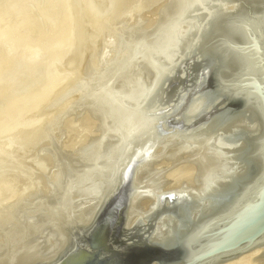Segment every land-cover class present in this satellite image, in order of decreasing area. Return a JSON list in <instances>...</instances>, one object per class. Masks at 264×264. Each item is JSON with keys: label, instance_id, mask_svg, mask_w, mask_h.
Returning a JSON list of instances; mask_svg holds the SVG:
<instances>
[{"label": "water", "instance_id": "water-1", "mask_svg": "<svg viewBox=\"0 0 264 264\" xmlns=\"http://www.w3.org/2000/svg\"><path fill=\"white\" fill-rule=\"evenodd\" d=\"M148 57L149 90L112 91L130 130L90 171V221L69 206L64 245L29 264H60L79 238L90 251L64 264H217L264 247V0H184ZM114 238L133 255H99Z\"/></svg>", "mask_w": 264, "mask_h": 264}, {"label": "rangeland", "instance_id": "rangeland-1", "mask_svg": "<svg viewBox=\"0 0 264 264\" xmlns=\"http://www.w3.org/2000/svg\"><path fill=\"white\" fill-rule=\"evenodd\" d=\"M91 1H93V4ZM178 1L180 0H0V142L6 141L7 131L10 133L13 127V129H15L18 125L16 123L25 124L21 126L18 125L20 129H23L20 131L17 129L18 131L16 130L15 132L16 135L22 132L16 137L20 143L17 142V145H13V147L6 150V152H0L1 247L5 244L2 241L3 237L1 232L5 230L8 224L16 225L23 215L38 213L45 216L44 222H42L44 227L35 235H38L37 240L40 239L41 244L43 243L46 244L44 246H48L46 242L48 239L47 237L50 238L48 235L53 234V226L50 225L51 216L49 213L51 210H49L50 205L47 200L48 193H43L32 186V189H30L28 185H31L29 184L32 180L31 177H34L37 173L42 174L41 176L45 178L42 177L43 180L50 185L48 188L50 187L60 192L61 187L69 180V176L72 177L81 169L88 167L85 162H88L89 165V162L94 163L97 160L100 163V161L103 160L106 153L109 152L110 146H114L115 144L107 132L101 134L102 138L100 137L101 143L99 144L101 145H98L99 149H95L98 147L96 144L93 146L94 148L84 144V140L89 136V132L86 133L84 132L85 130L87 131L90 128L89 130L91 132L99 129V127L102 129L108 124L107 120V122L101 120L103 111L97 109L94 102L90 103L92 99L88 97L91 96L89 94H92V92L89 93V91L92 90V85H95L94 87L97 89V87H99L98 83L101 84L104 79L101 76L107 71L109 74V70L111 72L114 66L123 67L122 70L117 72L118 77L121 75L120 72H123L126 68L127 70H131L135 78L141 76L140 79H142L143 82L150 81L151 72L148 67H145V69L148 68V70H145L144 73V65L139 63V61L141 63L142 61L138 59L139 57H135V55L138 54L135 48H138L140 45L138 43L142 42V40H140V37L143 36L142 33L145 34L143 37L154 35V26H157L155 28H159V26L165 22L167 14L168 16L170 15L169 18L172 17L171 15L175 13L174 8L179 3ZM164 8L165 10L168 9L167 11L169 12L173 10V12L170 14L167 12L166 14ZM161 9L164 10V14ZM160 11H162L161 14ZM163 17L165 18L162 19ZM138 23L141 26H139ZM145 23L147 24L145 25ZM142 24H144V26ZM142 26L143 28H146V26L148 28L143 29L141 28ZM139 27L142 31L137 29ZM132 29L139 30L138 32L136 30L137 33H135V37L132 35L134 37L133 39H137H135V42L132 41L133 39L129 40L130 37H128L131 35L129 33ZM124 31L126 33L129 32L127 33L129 34L127 37ZM134 32L135 31H132V34H134ZM12 33L14 35H12ZM15 33H17L18 36H16ZM107 35H109L110 39L114 37V39L112 38L113 42L111 39L109 43L106 44L108 41ZM122 35L124 40L122 39L123 37H121ZM15 38L18 39L16 40ZM122 41L126 42L123 43ZM115 42L117 47L120 46V48L118 47L120 51L114 45ZM109 44L111 47H107ZM132 45H134L133 49L131 48ZM104 47L105 49L107 47V49L111 50L106 49L107 52L104 50ZM112 48L119 52V54L114 50L112 51ZM127 48H130L129 51H131V56ZM121 50L123 52L126 50L125 52H128L129 55L126 53L127 57L124 56L125 54H122L123 52ZM132 50H134V55ZM105 51L107 54H105ZM116 56L121 57L119 59V64H125L124 66H119ZM124 57L126 61H128L126 58L129 57V61L126 62ZM32 58L34 59L33 61ZM110 58H112L113 61H111ZM114 58L115 61L117 60L116 63H114L115 65L111 64V62H114ZM122 59L124 63L122 61L120 62ZM136 60L139 64L132 63L136 62ZM87 62H90V64ZM109 62L111 65H109ZM101 64L104 65L101 66ZM129 64L130 67L132 66L131 68H129ZM137 64L138 67L141 65L139 68H142L143 73L137 66H133ZM142 64L145 63L143 62ZM109 66L113 67L110 68ZM100 69L102 72L105 71L103 74L101 73V76L100 73H98ZM95 76H97V78ZM88 85L89 87L86 88ZM47 88L48 91L46 92ZM87 92L88 97L86 95ZM37 97H40V99H37ZM87 118L90 121H88ZM86 120L89 122L88 124L84 122ZM90 122L93 124L90 125ZM101 123L103 126H101ZM13 124H16V126ZM82 124H85L84 126L86 127L89 125V128L85 129L86 127H83ZM11 125L13 127H11ZM81 127L84 128V130L81 131ZM91 127H93V129ZM106 137L109 140H106ZM101 139H103V141ZM104 140L106 143H104ZM71 142L76 147L73 146ZM107 142L110 146L107 145ZM62 143L63 147L61 145ZM102 144L105 150L102 148ZM58 146L61 147L58 149ZM64 150H67V152ZM95 150H97L96 153ZM57 151L60 153L58 154ZM61 151H63V153ZM99 151L100 154L102 153L101 158ZM8 152L12 155H8ZM78 153H81V156ZM92 153L95 154V156L97 155L94 161L92 160L94 159ZM61 154L63 156H61ZM64 154H66V156H64ZM76 154L80 157L78 155L75 156ZM87 155L90 159L85 157ZM56 156H60L61 158ZM67 156H69L70 159H67ZM56 163L58 164L56 165ZM73 164H78L79 168ZM80 165H83V167ZM64 179H66V181H64ZM30 199L32 200L28 201ZM34 201L35 203H33ZM45 221L48 222L45 224ZM47 227L48 229L46 230H49L51 233L47 234V231L44 232ZM44 237L47 239L45 240ZM10 241L12 242L11 244L17 242H19L17 244H20V242H22L14 241L13 243L12 239ZM1 247L0 253L5 250L6 245H4L3 248Z\"/></svg>", "mask_w": 264, "mask_h": 264}, {"label": "bare ground", "instance_id": "bare-ground-1", "mask_svg": "<svg viewBox=\"0 0 264 264\" xmlns=\"http://www.w3.org/2000/svg\"><path fill=\"white\" fill-rule=\"evenodd\" d=\"M84 1V0H83ZM88 1H90V0H88ZM92 2V4H93V1H91ZM179 3L175 6V8H174V10H175V13H173L171 16V18H173V17H175V16H177L178 14H179V12L181 11V9H182V7H183V5H184V0H180V1H178ZM89 3V2H88ZM89 6V5H88ZM91 6V5H90ZM166 6H167V4H166ZM166 8H168V7H166ZM162 11H163V14H164V10H165V8H164V10L163 9H161ZM168 9H166L165 11V13L167 14V12H169V11H167ZM162 11H160V14H161V12ZM173 12V10L171 11V12H169V14L170 13H172ZM166 16V15H165ZM156 17V16H155ZM167 17L169 18L170 17V15L168 16V14H167ZM166 17V19L168 20H166L165 19V22L164 23H162L160 26H159V28H155V27H157V26H154V35H150V37H143L145 34L144 33H142L143 34V36L142 37H140V40H142V42L140 43H138V44H140L139 46H138V48H135V50L137 51V55H135V57H139L138 59H140L141 61H142V63L144 62L145 64H146V66H145V64H142L140 61H139V63L141 64V65H144V73H145V70L147 71L148 70V68H149V70H150V72H151V78H150V81L149 82H143V80L142 79H140V77L139 78H135V76H133V74L131 73V70H127L126 68H125V70L123 71V72H120L121 73V75L118 77L117 76V72H119L120 70H122V68L123 67H116V66H114V69H112L111 70V72H110V70H109V74H108V69L106 70L107 72L106 73H104L105 71V69L103 70L104 72H102V70H101V72H100V70H98L99 72L98 73H100V76H101V73L103 74L104 73V75L103 76H101L102 78H104L103 79V81H102V83L100 84V83H98L99 84V87H97V89L92 85V90L91 91H89V93H91L92 92V94H89V95H91V96H89L88 97V92L86 93V95H87V97L88 98H90V99H92L91 101H90V103H95L94 105H96V107H97V109H101L102 111H103V113L101 114V120H103V121H108V124H106V122H105V126H104V128H100L99 127V129H96V130H94V131H91L90 132V128H89V125H87L88 127H86V126H84L85 124H82V126L83 127H86L85 129H88L87 131L85 130L84 132H86V133H88L89 132V136H88V138L87 139H83L84 140V144L85 145H87V146H89V147H93L95 144L98 146V145H101V144H99V143H101V141H100V137H101V134L102 133H105V132H107V134H109V136H110V138L112 139V141L113 142H115V144H114V146L112 145V146H110V144L108 143V142H110V141H108L107 143V145H109L110 146V150H108L109 152L108 153H106V155L104 156V158H103V160L102 161H100V163H99V161H97L96 160V162H94V163H91V162H89L90 164L88 165V162L86 163L85 161V164H87V168H83V169H81L78 173H76L75 175H73L72 177H68V181L64 184V186H62L61 187V191L59 192V191H57V190H54L53 188H48V186H50V185H48L49 183L48 182H46V181H44L43 180V176H41L42 174H36L34 177H31V182L29 183V184H31V185H28V186H30V189H32L31 188V186L33 187V188H36L37 190H40V191H42L43 193H48V198H47V200H48V204L50 205V208H49V210H51V212L49 213L50 214V216H51V221H50V225L51 226H53L52 228H53V231H52V233L53 234H49L48 236H50V238L49 237H47V238H45V240L47 239V244H48V246L46 247V246H44V245H46V244H41V240L40 239H38L37 240V237H38V235H35L37 232H39V231H41L42 229H43V227H44V224H42V222H44L43 220H44V215H42V214H40V213H38V214H33V215H27V214H25V215H21L22 216V218H21V220H18L19 221V223L18 224H8L7 225V227L5 228V230L4 231H2L1 233H2V241H3V243H5L4 245H6V248H5V250L3 251V252H1L0 253V264H6V262L8 263V264H15V261H16V259L21 255V254H23L22 255V257L19 259V261H18V264H29L30 263V261H32V260H34V259H46V258H50V257H53L55 254H56V252L57 251H59V249L64 245V234H63V232H62V230L60 229V227L58 226V224H57V222L59 221V220H61V215L63 214V213H65L67 210H68V207L70 206L71 207V211H73V212H75L76 213V217H82V219H81V221L82 222H86V221H90V219H91V217H92V214H93V212H94V210H95V208L97 207V205H98V203H99V201H100V198H101V194L98 192V190H97V188L93 185V182L95 181V178H94V176H92V175H90V171H96V170H98V172H100L101 170H102V168H101V166H105V165H107L110 161H111V159H112V157H113V153H114V151H115V149H116V147L119 145V143H120V141H121V139L123 138V134H124V131L125 132H128L129 130H130V122H129V118H130V110L128 109V108H126V107H124V106H122L119 102H118V100H117V98L113 95V93H112V91L113 92H116V93H118V94H120V95H126V94H128V93H130V92H134V91H138V90H149V88H150V86H151V84H152V82H153V80H154V78H155V76H156V71L152 68V66H151V64H150V61H149V57H148V44H152V43H154L155 42V40H156V38L158 37V36H160L161 35V28L164 26V25H166L170 20H171V18H167ZM165 17H163L162 19H164ZM154 20H156V19H154ZM167 21V22H166ZM156 22V21H155ZM163 22V21H162ZM153 23V22H152ZM139 24V23H138ZM147 23H145V25H146ZM159 24V23H158ZM157 24V25H158ZM65 25V24H64ZM143 26H144V24H142ZM149 25V24H148ZM147 25V26H148ZM139 26H141L140 24H139ZM143 26L141 27V28H143ZM146 26V28H148ZM151 26V25H150ZM132 27H134V26H132ZM137 27V26H136ZM135 27V28H136ZM50 28V27H49ZM146 28H143V29H146ZM52 29V28H51ZM54 29H55V27H54ZM137 29H139L140 31H142L141 29H140V27L139 28H137ZM137 29H132V31H135L134 32V34H132V31H130V33L129 32H127V33H129V34H131V35H129V34H127L125 31V36L127 37V35H129L128 37H130L129 38V40L130 39H133L135 36L134 35H136L135 33H137L139 30H137ZM36 30V29H35ZM131 30V29H130ZM136 30H137V32H136ZM152 31H153V29H152ZM64 32H66V31H64ZM114 33V32H113ZM113 33H112V35H113ZM122 33V32H121ZM120 33V34H121ZM16 34V36H18L17 35V33H15ZM111 34V33H110ZM123 34V33H122ZM138 34H141V33H138ZM12 35H14L13 33H12ZM111 35V36H112ZM134 37H133V36ZM15 36V37H16ZM108 36V41L106 42V44H108L109 43V40H111L112 38L114 39V37H112L111 39L109 38V35H107ZM110 36V37H111ZM114 36H115V34H114ZM118 36H119V34H118ZM131 36H132V38H131ZM141 36V35H140ZM116 37V36H115ZM121 37H123V35L121 36ZM120 37V38H121ZM125 37V38H126ZM107 38V37H106ZM146 38V39H145ZM9 39H11V38H9ZM16 39V38H15ZM18 39V38H17ZM16 39V40H17ZM113 39L111 40L112 42H113ZM117 39V38H116ZM119 39V38H118ZM123 40H124V37L122 38ZM127 39V38H126ZM136 39V38H135ZM135 39H133L132 41H136ZM12 40V39H11ZM110 41V42H111ZM127 41H128V39H127ZM123 42V41H122ZM124 42H126V41H124ZM123 42V43H124ZM128 43V42H127ZM137 43V42H136ZM148 43V44H147ZM117 44H118V40H117ZM117 44H116V42H115V46L117 47ZM120 45H123L122 43H119ZM135 44V43H134ZM110 45V44H109ZM107 46V47H111V45L110 46ZM136 45V44H135ZM107 47H106V49H107ZM119 48H120V46H118ZM118 47H117V49H118ZM126 47H127V45H126ZM125 47V48H126ZM130 47V46H129ZM136 47H137V45H136ZM115 48V47H114ZM132 49L134 48V45H132V47H131ZM105 49V47H104V50H106ZM116 49V48H115ZM122 49V48H121ZM130 49V48H129ZM129 49L127 48V51L129 52V54H130V52L131 51H129ZM103 50V51H104ZM107 50H111V49H107ZM106 50V51H107ZM114 49L112 48V51H113ZM119 51H120V49H118ZM101 51V50H100ZM106 51H105V54H107L106 53ZM111 51V52H112ZM115 51V50H114ZM122 51V50H121ZM126 50H124V52H125ZM136 51H135V54H136ZM92 52V51H91ZM108 52V51H107ZM115 52H117V51H115ZM115 52H112V53H115ZM123 52V51H122ZM122 53V54H125L124 56H126L127 54H128V52H125V53ZM134 52V50H132V53ZM90 53V52H89ZM118 54H119V52H117ZM127 53V54H126ZM103 54V53H102ZM104 54V55H105ZM128 54V55H129ZM112 55V54H111ZM114 55V54H113ZM121 55V54H120ZM119 55V56H120ZM132 54H130V56H131ZM133 55H134V53H133ZM121 56H123V55H121ZM129 56V57H130ZM102 57H103V55H102ZM111 57H114V56H111ZM117 57V58H116ZM115 58L118 60H116L117 61V63L119 64V59L121 58V57H118V56H116ZM127 57V56H126ZM129 57L128 58H126V59H128V61H129ZM115 58H114V62L112 63L111 62V64H114V63H116V61H115ZM123 58V57H122ZM131 58V57H130ZM34 59L32 58V61H33ZM106 60V59H105ZM110 60L111 61H113V59L112 58H110ZM124 60H125V57H124ZM89 61V60H88ZM123 62V59L122 60H120V62ZM126 61V60H125ZM128 61H126V62H128ZM88 64H90V62H87ZM124 63V62H123ZM122 63V64H123ZM131 63V62H130ZM132 63H138V61L136 60V62H132ZM131 63V64H132ZM138 63V64H139ZM91 64H92V62H91ZM110 64V62H109V65H111ZM121 64V63H120ZM119 64V66H124L125 64H123V65H120ZM138 64L137 65H133L134 67L135 66H137V68H139L138 67ZM102 65H104V64H101V66ZM115 65V64H114ZM100 66V65H99ZM101 66H100V68H101ZM88 67V66H87ZM110 67V66H109ZM113 67V66H112ZM112 67H110V68H112ZM116 67V68H115ZM132 67V66H131ZM130 67V64H129V68H131ZM143 67V66H142ZM145 67H148L147 69H145ZM139 69H141L140 71H142V73H143V70H142V68H139ZM148 73V72H147ZM107 74V75H106ZM104 76H106V77H104ZM96 78H97V76H95ZM144 77V76H143ZM138 79V80H137ZM95 80V79H94ZM93 80V81H94ZM97 81H99V80H97ZM101 81V80H100ZM50 83V82H49ZM93 83V82H92ZM91 83V84H92ZM97 83V82H96ZM95 83V84H96ZM56 85H58V84H56ZM87 85V84H86ZM90 85V84H89ZM89 85L86 87V88H88L89 87ZM97 85V84H96ZM46 86V85H45ZM54 87H55V85H53ZM49 87V86H48ZM85 87H83V88H85ZM55 88H57V87H55ZM85 88V89H86ZM50 89V88H49ZM84 89V90H85ZM112 89V90H111ZM44 90V89H43ZM46 90V89H45ZM51 90V89H50ZM49 90V91H50ZM83 90V91H84ZM88 90V89H87ZM48 91V88H47V90H46V92ZM53 91H55V90H53ZM40 92H42V91H40ZM50 94V93H49ZM67 94V93H66ZM41 95V94H40ZM44 95V94H43ZM64 95V94H63ZM85 95V96H86ZM38 96V95H37ZM65 96V95H64ZM40 97H42V96H40ZM40 97H37V99H40ZM31 98V97H30ZM34 100H36V99H34ZM87 100V99H86ZM24 101V100H23ZM32 101V100H31ZM12 102V101H11ZM22 102V101H21ZM35 103H36V101H35ZM87 103V102H86ZM88 103H89V101H88ZM90 103H89V105H90ZM24 104V103H23ZM38 105V104H37ZM9 106V105H8ZM12 106H13V104H12ZM8 108V107H7ZM4 110V109H3ZM26 110V109H25ZM34 110V109H33ZM98 110V111H99ZM100 110V111H101ZM4 112V111H3ZM99 114H100V112H99ZM2 116V115H1ZM5 118V117H4ZM87 120L88 121H90L88 118H87ZM87 120L86 121H84V122H87ZM92 121V120H91ZM89 122H87L86 124H88ZM99 123V122H98ZM104 123V122H103ZM16 124H18V125H25V124H19V122L18 123H16ZM16 124H13L14 126H16ZM91 124H93L92 122H90V125ZM102 124V123H101ZM16 126V128L15 129H13L14 127L11 125V127H13L11 130H10V133L7 131V139H5L6 141H2V143H1V145H0V152H6V150H9L10 148H12L13 147V145H17L16 143L17 142H19V140L16 138L17 137V135L18 134H21L22 132H20V133H18L17 135L15 134V132H16V130L17 129H19V131L20 130H22V129H20V127L19 126ZM96 125H97V123H96ZM4 126V125H3ZM101 126H103V124L101 125ZM10 127V128H11ZM8 128V127H7ZM92 129H93V127H91ZM95 128V127H94ZM1 129V128H0ZM4 129V128H3ZM91 129V130H92ZM82 130H84V128H82L81 127V131ZM6 131V130H5ZM18 131V130H17ZM24 132V131H23ZM1 133V132H0ZM82 133V132H81ZM3 136V135H2ZM73 136V135H72ZM0 137H1V135H0ZM20 137V136H19ZM18 137V138H19ZM83 137H85V136H83ZM21 138V137H20ZM71 138V137H70ZM102 138V137H101ZM2 140H3V138H2ZM102 141H103V139H101ZM106 140H109V139H107V137H106ZM79 141H81V140H79ZM78 141V142H79ZM105 141V140H104ZM78 142H76V143H78ZM82 142V141H81ZM20 143V142H19ZM72 143V142H71ZM103 143V142H102ZM104 143H106V141L104 142ZM103 143V144H104ZM66 144H67V142H66ZM73 144V143H72ZM82 144V143H81ZM103 144H102V146H103ZM62 145V147H63V143L61 144ZM77 145V144H76ZM78 145H79V143H78ZM105 145V144H104ZM73 146H75L74 144H73ZM72 146V147H73ZM79 146H81V145H79ZM79 146H78V148H79ZM108 146V147H109ZM61 147V146H60ZM59 146H58V149L60 148ZM69 147V146H68ZM76 147V146H75ZM82 147V146H81ZM112 147V148H111ZM17 148V147H16ZM77 148V149H78ZM88 148V147H87ZM94 148V147H93ZM103 149H104V146L102 147ZM64 149V148H63ZM67 149V148H66ZM76 149V150H77ZM95 149H99V146L97 147V148H95ZM69 150V149H68ZM81 150V149H80ZM91 150V149H90ZM105 150V149H104ZM64 151H66L67 152V150H64ZM96 151L97 150H95V153H96ZM100 151H101V148H100ZM100 151H99V154H100ZM15 152V151H14ZM62 153H63V151H61ZM69 152V151H68ZM82 152V151H81ZM104 152V151H103ZM57 153H58V151H57ZM60 153V152H59ZM58 153V154H59ZM76 153H77V151H76ZM57 154V155H58ZM73 154V153H72ZM79 154V153H78ZM78 154H76L75 156H77ZM93 154V153H92ZM102 154V153H101ZM101 154H100V158H101ZM104 154V153H103ZM8 155H12V154H10V152H8ZM74 155V154H73ZM80 156H81V153L79 154ZM78 155V156H79ZM84 155H85V153H84ZM94 155V159H92L93 161L95 160V157H97V155L95 156V154H93ZM61 156H63L62 154H61ZM64 156H66V154H64ZM79 156V157H80ZM91 156V155H90ZM56 157H60V156H56ZM78 157V158H79ZM83 157V156H82ZM85 157H87V159H90V158H88L89 156L87 155V156H85ZM98 157H99V155H98ZM61 158V157H60ZM59 158V159H60ZM72 158V157H71ZM84 158V157H83ZM67 159H70V157L69 156H67ZM77 159V158H76ZM81 159V158H80ZM96 159H98V158H96ZM56 160H58V159H56ZM63 160H64V158H63ZM3 161V160H2ZM73 161V160H72ZM87 161H89V160H87ZM92 161V162H93ZM58 162V161H57ZM76 163V162H75ZM82 163V162H81ZM102 163V164H101ZM58 163H56V165H57ZM64 164H66V163H64ZM72 164V163H71ZM100 164V165H99ZM74 165V164H73ZM76 166H78V168H79V165L78 164H75ZM74 165V166H75ZM83 165H84V163H83ZM83 165H80L81 167H83ZM62 166V165H61ZM63 166H66V165H63ZM86 166V165H85ZM59 167V166H58ZM57 167V168H58ZM75 169V168H74ZM55 170V169H54ZM77 170V169H76ZM83 170V171H82ZM60 171V170H59ZM61 171H62V169H61ZM69 171V170H68ZM53 172V171H52ZM60 173V172H59ZM72 173V172H71ZM49 174V173H48ZM51 174V173H50ZM52 175V174H51ZM70 175V174H69ZM43 177V178H42ZM47 177H48V175H47ZM61 177H62V175H61ZM51 178V177H50ZM50 178H47V179H50ZM25 179V178H24ZM30 179V178H29ZM45 179V178H44ZM61 180H62V178H61ZM26 181V180H25ZM47 181H49V180H47ZM64 181H66V179H64ZM24 182V181H23ZM9 187V186H8ZM36 189H35V191H36ZM28 191H29V189H28ZM11 192V191H10ZM36 193V192H35ZM42 193V194H43ZM32 196V195H31ZM41 197H42V195H41ZM44 197H45V194H44ZM43 197V198H44ZM42 198V199H43ZM24 200V199H23ZM32 199H30V200H28V201H31ZM43 201V200H42ZM33 203H35V201L33 202ZM18 205H19V203H18ZM21 206V205H20ZM34 207V206H33ZM19 209V208H18ZM17 213V212H16ZM20 213V212H19ZM18 214V213H17ZM17 214H16V216H17ZM7 218V217H6ZM10 219H11V217H10ZM5 220V219H4ZM4 220H2V221H4ZM46 220H48V219H46ZM49 221V220H48ZM48 221H45V224L48 222ZM2 223V222H1ZM49 226V225H48ZM46 229H48V227L47 228H45V230H44V232L45 231H47V234L48 233H51L49 230H46ZM51 230V229H50ZM14 231H16V232H14ZM49 231V232H48ZM14 234H13V233ZM12 233V234H11ZM38 234V233H37ZM43 234V233H42ZM1 235V234H0ZM44 236V235H43ZM47 236V235H46ZM0 238H1V236H0ZM39 238H41V237H39ZM43 238V239H44ZM13 240V243H14V241L15 242H17V241H22V242H20V244H17V243H19V242H17V243H15V244H11L12 242L10 241V240ZM1 240V239H0ZM43 241V240H42ZM45 243V242H44ZM3 245V246H4ZM3 246L1 247V245H0V247L1 248H3ZM263 249H264V247H261V248H256V249H254V250H252V251H250V252H248V253H245V254H242V255H240L239 257H237V258H235V259H231V260H229V261H226V262H222V263H217V264H254V263H262V264H264V258H262V254H263ZM1 251V250H0Z\"/></svg>", "mask_w": 264, "mask_h": 264}, {"label": "flooded vegetation", "instance_id": "flooded-vegetation-1", "mask_svg": "<svg viewBox=\"0 0 264 264\" xmlns=\"http://www.w3.org/2000/svg\"><path fill=\"white\" fill-rule=\"evenodd\" d=\"M106 245L108 247V250L100 253L99 255H133L132 252L128 253L127 251H117V252H111V250L117 246L115 244V238L112 242H106ZM89 244L87 243L86 239H84V241L82 242L81 238L77 239L76 242L72 243L71 246H69V248L66 250L65 253H63L62 255H64L61 260H60V264H64L66 262V260H68L70 258V256L72 255H83L85 252L90 251L89 249ZM112 247V248H111ZM84 251V253H82L81 251ZM92 253L94 251H91ZM89 255V254H87Z\"/></svg>", "mask_w": 264, "mask_h": 264}]
</instances>
